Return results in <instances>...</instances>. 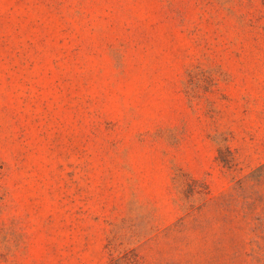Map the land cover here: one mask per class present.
Returning a JSON list of instances; mask_svg holds the SVG:
<instances>
[{
	"label": "rangeland",
	"instance_id": "1",
	"mask_svg": "<svg viewBox=\"0 0 264 264\" xmlns=\"http://www.w3.org/2000/svg\"><path fill=\"white\" fill-rule=\"evenodd\" d=\"M0 264H264V0H0Z\"/></svg>",
	"mask_w": 264,
	"mask_h": 264
}]
</instances>
